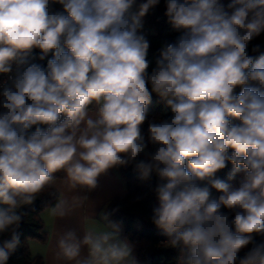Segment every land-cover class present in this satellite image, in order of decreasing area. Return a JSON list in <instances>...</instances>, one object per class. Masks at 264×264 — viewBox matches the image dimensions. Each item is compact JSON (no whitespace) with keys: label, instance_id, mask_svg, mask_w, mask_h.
<instances>
[{"label":"clouds","instance_id":"9594fccd","mask_svg":"<svg viewBox=\"0 0 264 264\" xmlns=\"http://www.w3.org/2000/svg\"><path fill=\"white\" fill-rule=\"evenodd\" d=\"M159 4L0 0V234L11 232L0 264L20 243L18 210L54 174L91 189L132 161L159 178L152 219L177 264H264V39L252 45L264 0H165L180 35L150 68L141 30ZM153 94L171 115L149 123L146 142ZM229 164L238 186L217 176ZM109 240L68 231L58 247L75 264H123L130 249Z\"/></svg>","mask_w":264,"mask_h":264},{"label":"trees","instance_id":"16d2710c","mask_svg":"<svg viewBox=\"0 0 264 264\" xmlns=\"http://www.w3.org/2000/svg\"><path fill=\"white\" fill-rule=\"evenodd\" d=\"M143 0H137V4ZM227 3V0H224ZM59 7V6H57ZM165 0L150 9L143 19V26L149 30L146 39L149 41L148 59L150 68L155 66V60L159 57V49L165 42L174 41L179 32L174 31L167 22L165 16ZM257 38L252 45L260 43ZM252 45L249 46L251 50ZM38 51V50H37ZM250 54L251 51H250ZM258 55V54H253ZM148 119L141 126L142 135L148 141V125L152 121L170 117L171 113L165 109L163 102L153 94L152 102L148 106ZM154 146L149 142L148 152H153ZM146 158L143 154L137 160ZM231 164L226 169L217 173L218 178L232 186H238L242 173H237L235 179L229 180ZM116 168L127 183V195L124 198H115L106 206L105 211L109 218L116 220L122 226V237L133 242H145V246L138 251V264H177L178 250L169 246V237L153 223L154 209L157 197L155 188L160 183L159 178L153 173L150 177L144 178L135 167V161L126 165H117ZM64 177L63 172L54 174V181ZM53 181V182H54ZM219 195V193H215ZM59 193L46 187L31 205L23 206L18 211L22 215V221L17 231L20 234V243L14 253L10 255L7 264H45L41 257H33L30 253L28 242L37 240L45 242L47 234L40 214L46 208L56 205ZM11 238V232L0 234V246L5 239ZM256 243L264 242V236H256ZM251 247V245H249Z\"/></svg>","mask_w":264,"mask_h":264},{"label":"crops","instance_id":"0c3cea01","mask_svg":"<svg viewBox=\"0 0 264 264\" xmlns=\"http://www.w3.org/2000/svg\"><path fill=\"white\" fill-rule=\"evenodd\" d=\"M148 152V151H147ZM51 187L59 193L56 205L46 208L40 214L47 234V240L40 242L30 240L28 247L33 257H41L45 264H75L68 261L60 253L58 241L68 231H74L79 239L85 235L94 238L109 234V243H117L127 246L130 255L125 258L123 264H138V251L145 246V242H133L122 237V226L106 214L105 208L115 198H124L127 195V183L115 167L97 178L95 188L84 186L71 187L67 177L54 181ZM57 204L61 208L56 209ZM156 205L159 206L157 199ZM53 209H56L54 212ZM63 215H60V212ZM89 248L82 245L80 259L87 257Z\"/></svg>","mask_w":264,"mask_h":264},{"label":"built area","instance_id":"2783aa9c","mask_svg":"<svg viewBox=\"0 0 264 264\" xmlns=\"http://www.w3.org/2000/svg\"><path fill=\"white\" fill-rule=\"evenodd\" d=\"M142 34L143 35H145V37L147 36V34L149 33V30L148 29H146L144 26H143V28H142ZM2 79H4V77H0V80H2Z\"/></svg>","mask_w":264,"mask_h":264}]
</instances>
